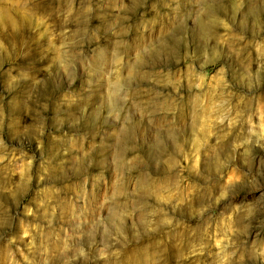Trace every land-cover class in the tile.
Listing matches in <instances>:
<instances>
[{
	"label": "rangeland",
	"instance_id": "obj_1",
	"mask_svg": "<svg viewBox=\"0 0 264 264\" xmlns=\"http://www.w3.org/2000/svg\"><path fill=\"white\" fill-rule=\"evenodd\" d=\"M0 264H264V0H0Z\"/></svg>",
	"mask_w": 264,
	"mask_h": 264
}]
</instances>
